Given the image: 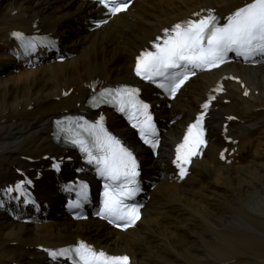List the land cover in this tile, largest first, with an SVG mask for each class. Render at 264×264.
Instances as JSON below:
<instances>
[{
    "label": "bare ground",
    "instance_id": "obj_1",
    "mask_svg": "<svg viewBox=\"0 0 264 264\" xmlns=\"http://www.w3.org/2000/svg\"><path fill=\"white\" fill-rule=\"evenodd\" d=\"M248 1L134 0L125 12L91 29L90 19L103 16L102 9L83 0H0V264H54L45 249L81 241L109 253H127L133 264H264V228L257 225L264 222V66L230 63L190 78L168 106L157 100L164 127L161 147L153 157L138 148L143 177L155 187L140 220L125 231L97 219H70L62 201L79 159L63 161V170L55 173L47 170L51 162L43 157L68 155L52 142V118L92 115L84 105L92 87L133 82L135 57L165 29L194 13L224 15ZM15 29H39L57 38L69 56L50 62L55 56L43 52L42 65L26 67L23 60L29 57L18 59L21 52L12 51L15 42L9 34ZM229 74L241 77L245 87L224 79ZM221 80L220 94L214 88ZM143 87L146 94L155 91ZM246 88H251L248 95L243 94ZM210 100L208 145L179 179L174 146L187 122L204 112ZM108 125L134 145L133 132L121 119L109 113ZM225 134L233 140L227 143ZM18 168L42 175L35 187L39 211L5 193ZM30 215L41 221L24 222Z\"/></svg>",
    "mask_w": 264,
    "mask_h": 264
},
{
    "label": "snow or ice",
    "instance_id": "obj_2",
    "mask_svg": "<svg viewBox=\"0 0 264 264\" xmlns=\"http://www.w3.org/2000/svg\"><path fill=\"white\" fill-rule=\"evenodd\" d=\"M96 2L106 10L107 15L115 16L126 11L131 0ZM196 15L198 19H189L165 29L163 36L152 44L154 50H145L136 58L137 77L174 97L198 71L218 68L228 60L230 53L246 62L254 61L257 57L264 58V0H251L224 18L223 23L213 12ZM13 35L21 41L26 53L36 51L38 43L35 40H26L22 33ZM42 46L56 47L53 41ZM139 97V88H106L93 98V104L107 103L114 106L137 129L144 144L155 150L159 141L150 105ZM210 102L203 105L205 111L188 127L183 143L176 149L174 163L181 179L187 175L192 158L200 155L206 145L203 122ZM56 124L58 133L79 148L87 163L95 166L97 175L104 182L101 206L96 215L118 228L127 229L134 225L140 219V205L128 201L134 200L141 191L138 179L140 165L134 153L108 131L102 115L95 122L80 117L66 118ZM221 159H224L223 153ZM54 167L59 171V164ZM31 183V180H21L14 187H9L7 192L18 193L24 198L25 204H35L25 187ZM78 187L77 199L70 202L69 208L79 209L89 202L88 184L81 181ZM44 251L54 264L61 260L69 261L70 264H131L127 255H109L83 241L74 246Z\"/></svg>",
    "mask_w": 264,
    "mask_h": 264
},
{
    "label": "rangeland",
    "instance_id": "obj_3",
    "mask_svg": "<svg viewBox=\"0 0 264 264\" xmlns=\"http://www.w3.org/2000/svg\"><path fill=\"white\" fill-rule=\"evenodd\" d=\"M260 228H264V222H258L257 224Z\"/></svg>",
    "mask_w": 264,
    "mask_h": 264
}]
</instances>
